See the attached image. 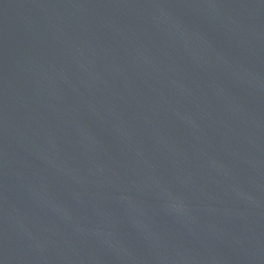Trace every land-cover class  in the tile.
I'll return each instance as SVG.
<instances>
[{
    "label": "water",
    "instance_id": "95a60500",
    "mask_svg": "<svg viewBox=\"0 0 264 264\" xmlns=\"http://www.w3.org/2000/svg\"><path fill=\"white\" fill-rule=\"evenodd\" d=\"M0 264H264V0H0Z\"/></svg>",
    "mask_w": 264,
    "mask_h": 264
}]
</instances>
